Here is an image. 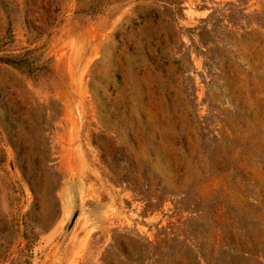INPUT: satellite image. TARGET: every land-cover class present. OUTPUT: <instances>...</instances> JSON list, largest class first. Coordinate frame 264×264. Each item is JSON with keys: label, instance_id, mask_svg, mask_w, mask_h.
<instances>
[{"label": "rangeland", "instance_id": "obj_1", "mask_svg": "<svg viewBox=\"0 0 264 264\" xmlns=\"http://www.w3.org/2000/svg\"><path fill=\"white\" fill-rule=\"evenodd\" d=\"M29 49L0 264H264V0H0V55Z\"/></svg>", "mask_w": 264, "mask_h": 264}, {"label": "trees", "instance_id": "obj_2", "mask_svg": "<svg viewBox=\"0 0 264 264\" xmlns=\"http://www.w3.org/2000/svg\"><path fill=\"white\" fill-rule=\"evenodd\" d=\"M155 1L162 2L166 9H168L170 5L174 4V0H155ZM97 7L98 5L97 6L92 5L88 8V11L89 10L94 11ZM31 52H33L32 49H29L17 54L0 55V62H3L4 64L11 66L12 68L18 70L20 73L24 74L32 81H34L47 73L48 66L46 63H41L38 65L34 64L33 59L31 57L32 54ZM20 171L22 175L25 177L26 172L23 166H20ZM25 178L27 179V176ZM28 185H30L29 182Z\"/></svg>", "mask_w": 264, "mask_h": 264}, {"label": "water", "instance_id": "obj_3", "mask_svg": "<svg viewBox=\"0 0 264 264\" xmlns=\"http://www.w3.org/2000/svg\"><path fill=\"white\" fill-rule=\"evenodd\" d=\"M77 216V210H74L70 216V219L65 221V223L62 225V230H66L68 228H70L75 220Z\"/></svg>", "mask_w": 264, "mask_h": 264}]
</instances>
